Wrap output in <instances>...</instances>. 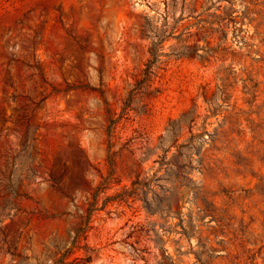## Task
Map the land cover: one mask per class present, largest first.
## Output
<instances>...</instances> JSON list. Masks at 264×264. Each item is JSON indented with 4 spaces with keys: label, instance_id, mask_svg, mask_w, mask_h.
I'll list each match as a JSON object with an SVG mask.
<instances>
[{
    "label": "rangeland",
    "instance_id": "374dc122",
    "mask_svg": "<svg viewBox=\"0 0 264 264\" xmlns=\"http://www.w3.org/2000/svg\"><path fill=\"white\" fill-rule=\"evenodd\" d=\"M0 264H264V0H0Z\"/></svg>",
    "mask_w": 264,
    "mask_h": 264
},
{
    "label": "trees",
    "instance_id": "16d2710c",
    "mask_svg": "<svg viewBox=\"0 0 264 264\" xmlns=\"http://www.w3.org/2000/svg\"><path fill=\"white\" fill-rule=\"evenodd\" d=\"M225 20H227V23H232V22H234V21H233L234 18H232L231 15H227V17H226ZM225 27H226V25H223L222 23H220V25H219V28H220V29H224ZM176 196H177V193L172 191V192L170 193V197H169V199L171 200L173 197H176Z\"/></svg>",
    "mask_w": 264,
    "mask_h": 264
}]
</instances>
